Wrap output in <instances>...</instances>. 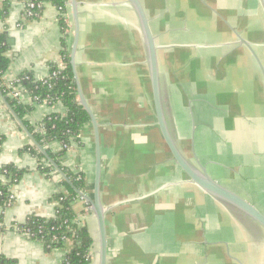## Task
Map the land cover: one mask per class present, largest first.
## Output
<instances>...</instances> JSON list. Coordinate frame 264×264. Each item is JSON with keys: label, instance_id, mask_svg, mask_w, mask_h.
<instances>
[{"label": "crops", "instance_id": "1", "mask_svg": "<svg viewBox=\"0 0 264 264\" xmlns=\"http://www.w3.org/2000/svg\"><path fill=\"white\" fill-rule=\"evenodd\" d=\"M79 35L75 72L98 126L101 204L107 235L106 264H264V232H251L191 183L164 143L153 105L146 47L138 17L127 0H75ZM154 38L163 110L183 156L260 212L264 200V11L260 0H139ZM72 0L66 2L67 50L74 40ZM25 0H12L0 35L10 65L2 83L17 76L48 77L60 62L58 15L45 5L24 20ZM20 89V102L30 105ZM56 103L34 105L24 120L38 124L64 116ZM62 158L83 173L86 189L73 203L75 221L97 242L90 204L95 172L94 128L86 124ZM31 135L0 95V168L27 169L0 206V257L15 264H61L65 251L48 250L18 229L29 217L51 218L53 198L67 194L62 175L37 170L25 152ZM58 152L50 143L43 150ZM249 183H253L250 187ZM261 199V201H260ZM92 264H94V259Z\"/></svg>", "mask_w": 264, "mask_h": 264}, {"label": "trees", "instance_id": "2", "mask_svg": "<svg viewBox=\"0 0 264 264\" xmlns=\"http://www.w3.org/2000/svg\"><path fill=\"white\" fill-rule=\"evenodd\" d=\"M12 0H0V20H5ZM67 0H25L24 20L38 19L45 5L54 6L59 12L58 22L62 33L60 62L50 65L47 78L36 80L30 73L17 76L12 88L21 87L23 93L30 98L31 104L24 105L18 99L11 98L9 88L2 83V77L9 68L10 60L5 56L9 49L5 37L0 35V95L3 96L12 112L21 120L23 127L31 135L33 145L26 146L25 152L31 154L37 161V170L49 175L60 173L61 185L67 194L60 193L53 200L56 203L55 215L51 218L31 216L18 225L20 232H28L31 240L38 241L48 250L61 249L65 257L61 264H92L91 250L93 240L86 226H80L75 221L73 203L81 192L86 189L83 173L73 174L62 165V158L73 143H80L79 135L82 128L90 123V117L78 100L77 85L71 64L66 38L68 25L66 22ZM33 3L32 15H27V4ZM62 104L66 113L64 116L50 114L36 125H31L24 117L31 113L34 105L46 104L53 106ZM60 145L58 152L43 148L50 143ZM27 169H19L8 164L0 168V206L6 207L11 202V190L18 183ZM0 264H15V261L0 257Z\"/></svg>", "mask_w": 264, "mask_h": 264}, {"label": "water", "instance_id": "3", "mask_svg": "<svg viewBox=\"0 0 264 264\" xmlns=\"http://www.w3.org/2000/svg\"><path fill=\"white\" fill-rule=\"evenodd\" d=\"M129 4L134 9L143 34V39L146 47L147 61L149 68V75L151 81V90L153 97V105L155 110V117L157 121V126L161 133V136L164 140L165 145L167 146L173 161L182 172L187 176L189 181L200 188L205 194L210 196L213 200L223 206L234 218H236L248 232H251L253 228H259L264 232V214L260 212L253 204L246 201L243 197L239 196L229 188L221 185L214 179H212L205 169L200 166H195L193 163L188 161L179 148L177 147L175 140L173 139L169 128L166 123L164 110H163V100L159 84L158 76V66H157V56H156V47L154 38L151 34L148 20L146 14L141 6L139 0H127ZM261 6L264 11V0H260ZM72 16L75 26L74 40L71 48L70 58L71 64L74 72V79L77 85L78 100L82 107L88 113L92 126L94 128V137H95V172H94V184H93V196L92 198L82 195L81 196L90 204L91 212L96 220L97 224V264H106L107 263V235H106V226H105V216L103 206L101 204L100 192H101V155H100V140L98 126L95 121V118L91 112V109L87 105L81 88L79 86V81L75 72V52L77 48V41L79 35V23H78V14H77V5L76 1L72 0ZM249 51L254 56L257 65L260 69V72L264 79V69L255 55L251 47L243 42Z\"/></svg>", "mask_w": 264, "mask_h": 264}, {"label": "built area", "instance_id": "4", "mask_svg": "<svg viewBox=\"0 0 264 264\" xmlns=\"http://www.w3.org/2000/svg\"><path fill=\"white\" fill-rule=\"evenodd\" d=\"M33 8H34V4L33 3H28L27 4V15L28 16H31L32 15V10H33ZM6 87V86H5ZM7 88H11L10 89V91H9V93H8V95L11 97V98H14V99H18L19 101H20V94H21V92H20V89H19V87L18 88H12L11 86L10 87H7ZM18 229V228H17ZM21 233H23L25 236H27V237H30V235H29V233L28 232H21Z\"/></svg>", "mask_w": 264, "mask_h": 264}, {"label": "rangeland", "instance_id": "5", "mask_svg": "<svg viewBox=\"0 0 264 264\" xmlns=\"http://www.w3.org/2000/svg\"><path fill=\"white\" fill-rule=\"evenodd\" d=\"M252 184L253 183H249L248 186L250 187ZM260 201H261V199H260ZM258 205H259L258 207L261 208V210L264 212V200H263V202H259ZM94 251H95V253L91 255V257H92L91 259H92V262H93V259H94V264H97V254H96L97 251H98V243L97 242H95Z\"/></svg>", "mask_w": 264, "mask_h": 264}]
</instances>
